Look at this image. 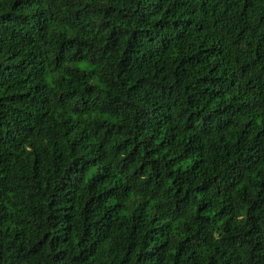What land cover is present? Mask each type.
<instances>
[{
  "label": "trees",
  "instance_id": "1",
  "mask_svg": "<svg viewBox=\"0 0 264 264\" xmlns=\"http://www.w3.org/2000/svg\"><path fill=\"white\" fill-rule=\"evenodd\" d=\"M0 264H264V0H0Z\"/></svg>",
  "mask_w": 264,
  "mask_h": 264
}]
</instances>
